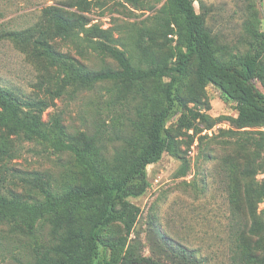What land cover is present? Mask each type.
I'll return each instance as SVG.
<instances>
[{"label": "rangeland", "instance_id": "374dc122", "mask_svg": "<svg viewBox=\"0 0 264 264\" xmlns=\"http://www.w3.org/2000/svg\"><path fill=\"white\" fill-rule=\"evenodd\" d=\"M194 5L214 38L221 62L245 56L254 47L255 34H264V0H194ZM55 12L81 16L87 28L109 30L114 45L128 57L139 59L145 68L151 61L162 62L168 65V76H150L132 88L112 81L85 87L70 80L64 69L39 55L37 41L71 55L77 60L74 64L90 72L119 71L120 67L107 54L86 48L82 55L63 41L51 20ZM174 18L170 0H0V85L23 99L44 102L42 116L51 137L58 135L54 123L59 119L66 141L72 139L83 150L91 144L100 153L102 167L118 175L138 152L136 143L157 106L150 101L162 99L169 71L185 50ZM10 33L20 35L15 38ZM195 70L191 62L180 94L211 118L212 127L201 124L195 134L181 133L171 125L177 139L175 153L164 154L148 167L149 190L130 199L140 213L128 245L137 255L164 264H172L165 254L169 246L188 249L203 264H231L233 227L251 224L246 203H233L232 195L245 192L247 184H264V151L256 145L264 126L238 128L237 104L214 85L200 86ZM257 85L264 92V81ZM82 174L73 152L0 127L1 195L43 202V189L61 195L82 183ZM257 212L264 219V200ZM103 236L114 239L127 234L116 223ZM52 241V226L45 218L34 233L17 224H1L0 264H32L35 249L42 251Z\"/></svg>", "mask_w": 264, "mask_h": 264}, {"label": "trees", "instance_id": "16d2710c", "mask_svg": "<svg viewBox=\"0 0 264 264\" xmlns=\"http://www.w3.org/2000/svg\"><path fill=\"white\" fill-rule=\"evenodd\" d=\"M170 3L174 21L181 28L185 50L179 52L176 66L169 71L171 78L162 88V99L150 101L159 107L153 108L136 143L138 152L118 175H110L102 167L100 153L91 144H86L83 150L72 139L67 142L59 119L54 123L58 135L51 137L42 116L44 102L23 99L0 85V127L12 135L49 141L59 151L73 152L83 170V182L61 195L43 189V202L29 203L0 194V225L17 224L34 233L37 223L45 218L52 226L53 245L42 251L36 248L32 264H164L152 257L137 255L128 245L140 213L130 199L139 198L149 190L148 167L160 162L164 154L175 153L177 139L171 125L181 133L194 131L195 134L200 132L201 124L212 127L211 118L191 107L180 94L191 62H195L200 86L214 85L237 104L235 123L238 128L264 126V92L257 85L258 81H264V34H255L254 47L245 56L221 62L216 56L214 38L197 13L194 0H170ZM51 20L57 35L82 55L86 48L104 53L120 67L119 71L90 72L74 64L75 58L57 51L48 42H36L41 57L52 66L64 69L70 80L82 86L112 81L132 88L140 82L143 84L150 76H168V65L151 61L145 68L139 59L133 60L114 45L109 30L97 26L87 28L81 16L73 18L55 12ZM8 35L16 38L20 33ZM256 145L264 151V133ZM182 173L186 174L185 166ZM232 197L233 203H246L245 211L251 217V224L249 228L233 227L231 264H264V219L257 212L264 200V184L261 187L247 184L245 192L236 191ZM238 211H241L239 207ZM116 223L123 226L127 237L105 238L104 231ZM165 254L172 264H203L195 253L184 247L169 246Z\"/></svg>", "mask_w": 264, "mask_h": 264}]
</instances>
